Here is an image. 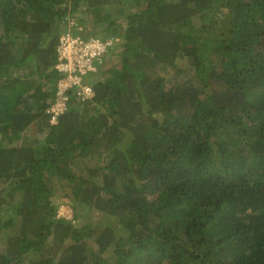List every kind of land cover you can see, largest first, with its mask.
<instances>
[{"label":"trees","instance_id":"1","mask_svg":"<svg viewBox=\"0 0 264 264\" xmlns=\"http://www.w3.org/2000/svg\"><path fill=\"white\" fill-rule=\"evenodd\" d=\"M78 11L73 33L119 40L53 124ZM0 245V264H264V0H0Z\"/></svg>","mask_w":264,"mask_h":264},{"label":"built area","instance_id":"2","mask_svg":"<svg viewBox=\"0 0 264 264\" xmlns=\"http://www.w3.org/2000/svg\"><path fill=\"white\" fill-rule=\"evenodd\" d=\"M118 37L105 39L99 36H83L70 31L62 32L57 44L56 70L60 77L56 82L54 102L46 110L50 122L56 123L58 115L63 113L68 104L67 91L72 89L77 100L85 101L91 96L92 88L83 80V76L96 70V61L108 52Z\"/></svg>","mask_w":264,"mask_h":264},{"label":"rangeland","instance_id":"3","mask_svg":"<svg viewBox=\"0 0 264 264\" xmlns=\"http://www.w3.org/2000/svg\"><path fill=\"white\" fill-rule=\"evenodd\" d=\"M79 16H83L84 17V21L79 22L78 17ZM66 27H63L61 31L66 32V31H78L79 33H86V31H90V27H91V23L89 22V17L87 14H84L83 12H79L75 13V14H70L68 13L66 16ZM65 24V23H63ZM65 29V30H64ZM182 61L178 62V66H183ZM166 77V84L167 86H171L174 83H178L181 82L183 79V76H179L177 75V72L175 71V69H170L169 72H164L163 73ZM29 133H34V131L32 129H30L28 131ZM61 191H56V195L58 196V193ZM54 196V197H55ZM57 200H59V197L56 198ZM67 200V199H65ZM56 201V200H55ZM58 213L61 216H64L66 218H71L72 217V209L69 205L68 200L66 202H61L59 203V207H58ZM79 215H80V220H90V221H96L99 222L100 220L103 219V215L100 212L94 211V212H83V211H79ZM1 245H0V249H1Z\"/></svg>","mask_w":264,"mask_h":264},{"label":"clouds","instance_id":"4","mask_svg":"<svg viewBox=\"0 0 264 264\" xmlns=\"http://www.w3.org/2000/svg\"><path fill=\"white\" fill-rule=\"evenodd\" d=\"M55 124V123H54Z\"/></svg>","mask_w":264,"mask_h":264}]
</instances>
